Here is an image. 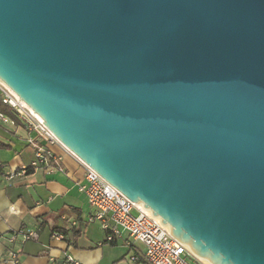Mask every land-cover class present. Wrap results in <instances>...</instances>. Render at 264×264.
I'll return each mask as SVG.
<instances>
[{
  "label": "water",
  "instance_id": "95a60500",
  "mask_svg": "<svg viewBox=\"0 0 264 264\" xmlns=\"http://www.w3.org/2000/svg\"><path fill=\"white\" fill-rule=\"evenodd\" d=\"M0 82L209 264H264V0H0Z\"/></svg>",
  "mask_w": 264,
  "mask_h": 264
},
{
  "label": "crops",
  "instance_id": "0c3cea01",
  "mask_svg": "<svg viewBox=\"0 0 264 264\" xmlns=\"http://www.w3.org/2000/svg\"><path fill=\"white\" fill-rule=\"evenodd\" d=\"M28 140H36L35 134L20 120L0 123L4 170L29 166L34 152ZM52 151L62 158V172L35 170L11 185L0 179V264H61L65 255L79 264H147L140 243L128 241L126 234L107 243L106 232L88 222L90 211L78 189L83 167L60 147ZM20 229L33 230L36 236L12 241ZM55 233L63 239L54 240Z\"/></svg>",
  "mask_w": 264,
  "mask_h": 264
},
{
  "label": "built area",
  "instance_id": "2783aa9c",
  "mask_svg": "<svg viewBox=\"0 0 264 264\" xmlns=\"http://www.w3.org/2000/svg\"><path fill=\"white\" fill-rule=\"evenodd\" d=\"M0 101L9 107L13 114L29 130L35 134L36 140H28L33 149L34 158L29 166L4 170L0 166V179L11 185L16 178L27 175V169L43 170L48 174L62 172V158L56 155L53 147H60L72 155L83 167V182L78 185L89 208V223H97L106 232L105 241L112 243L114 239L127 235L128 241L138 242L144 248V259L147 264H209L198 259L181 243L168 233V226L161 225L160 219L152 217L150 211L136 205L108 184L96 172L83 164L70 153L22 104L17 96L8 88L0 87ZM0 123L10 124L11 119L0 112ZM36 236L33 230L20 229L11 235V240L20 237L23 241ZM54 240H62V235L53 234ZM135 261V258L131 259ZM61 264H79L73 257L65 255Z\"/></svg>",
  "mask_w": 264,
  "mask_h": 264
},
{
  "label": "trees",
  "instance_id": "16d2710c",
  "mask_svg": "<svg viewBox=\"0 0 264 264\" xmlns=\"http://www.w3.org/2000/svg\"><path fill=\"white\" fill-rule=\"evenodd\" d=\"M0 112L3 113L4 115L8 116L10 119H12L13 121L17 122V117L13 114V112L11 111V109L5 105H3L0 101ZM1 168H3V166L0 164ZM32 172L31 169H27V174H30Z\"/></svg>",
  "mask_w": 264,
  "mask_h": 264
},
{
  "label": "bare ground",
  "instance_id": "6f19581e",
  "mask_svg": "<svg viewBox=\"0 0 264 264\" xmlns=\"http://www.w3.org/2000/svg\"><path fill=\"white\" fill-rule=\"evenodd\" d=\"M1 83V82H0ZM1 86H4L5 88H7L5 85H3L2 83H1ZM23 104V103H22ZM24 106H25V108L36 118V119H38V120H40V121H42L41 119H40V117H38L35 113H33L32 112V110L30 109V108H28L25 104H23Z\"/></svg>",
  "mask_w": 264,
  "mask_h": 264
},
{
  "label": "rangeland",
  "instance_id": "374dc122",
  "mask_svg": "<svg viewBox=\"0 0 264 264\" xmlns=\"http://www.w3.org/2000/svg\"><path fill=\"white\" fill-rule=\"evenodd\" d=\"M0 87L2 88V87H4V86H1V83H0Z\"/></svg>",
  "mask_w": 264,
  "mask_h": 264
}]
</instances>
